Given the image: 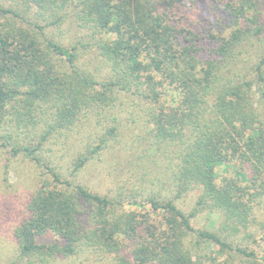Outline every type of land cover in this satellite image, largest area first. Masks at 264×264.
I'll return each instance as SVG.
<instances>
[{"label":"trees","instance_id":"obj_1","mask_svg":"<svg viewBox=\"0 0 264 264\" xmlns=\"http://www.w3.org/2000/svg\"><path fill=\"white\" fill-rule=\"evenodd\" d=\"M200 1L0 0V149L39 170L7 264H264V0H214L222 27ZM126 128L101 193L84 171Z\"/></svg>","mask_w":264,"mask_h":264},{"label":"rangeland","instance_id":"obj_2","mask_svg":"<svg viewBox=\"0 0 264 264\" xmlns=\"http://www.w3.org/2000/svg\"><path fill=\"white\" fill-rule=\"evenodd\" d=\"M194 13L197 14L193 16L196 19L200 18L205 27L209 21L218 22L221 27L227 23L218 3L214 0H201L198 8L193 10ZM218 24L216 29L219 27ZM57 34L67 44L86 36L79 27L70 24L63 25L57 30ZM91 48L85 49L87 53H84L85 57L82 59L90 68H96L100 63L92 56ZM124 117L125 122L134 128L131 121L126 119V115ZM137 131L133 133L126 128L125 133L119 136L120 141L115 142L111 150L104 151L101 156L92 160L84 171V181L101 193L114 191L116 186L123 183L131 174L132 155L138 147L137 141L135 142ZM54 149L57 154V145ZM38 175V168L30 161L24 160L21 156H11L0 149V264H7L15 255L14 227L30 195L38 186ZM191 200L188 198L189 204ZM213 218L215 219L216 215ZM198 225L205 227L210 225L207 214L201 215Z\"/></svg>","mask_w":264,"mask_h":264}]
</instances>
